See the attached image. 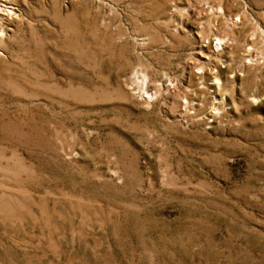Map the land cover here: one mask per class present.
I'll return each mask as SVG.
<instances>
[{
  "label": "rangeland",
  "instance_id": "obj_1",
  "mask_svg": "<svg viewBox=\"0 0 264 264\" xmlns=\"http://www.w3.org/2000/svg\"><path fill=\"white\" fill-rule=\"evenodd\" d=\"M11 5L0 264H264V0Z\"/></svg>",
  "mask_w": 264,
  "mask_h": 264
},
{
  "label": "built area",
  "instance_id": "obj_2",
  "mask_svg": "<svg viewBox=\"0 0 264 264\" xmlns=\"http://www.w3.org/2000/svg\"><path fill=\"white\" fill-rule=\"evenodd\" d=\"M13 0H0V17L4 18L6 14L4 13L3 8L10 7V9L14 8L12 4Z\"/></svg>",
  "mask_w": 264,
  "mask_h": 264
},
{
  "label": "bare ground",
  "instance_id": "obj_3",
  "mask_svg": "<svg viewBox=\"0 0 264 264\" xmlns=\"http://www.w3.org/2000/svg\"><path fill=\"white\" fill-rule=\"evenodd\" d=\"M3 10H4V13L6 14V17L8 16V17H11V13H13L14 12V10H13V8L12 9H10V7H7V8H3ZM15 13V12H14ZM14 16V15H13ZM7 17V18H8Z\"/></svg>",
  "mask_w": 264,
  "mask_h": 264
}]
</instances>
